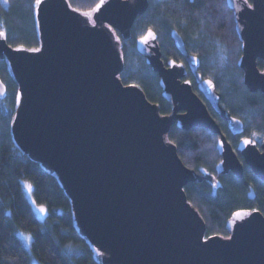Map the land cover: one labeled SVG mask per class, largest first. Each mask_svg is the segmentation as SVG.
I'll return each mask as SVG.
<instances>
[{"label": "water", "instance_id": "1", "mask_svg": "<svg viewBox=\"0 0 264 264\" xmlns=\"http://www.w3.org/2000/svg\"><path fill=\"white\" fill-rule=\"evenodd\" d=\"M226 1L242 41L237 63L243 81L264 95V68L258 65L259 59L264 64V0ZM149 2L98 0L90 15L68 0H41L35 8L39 51L10 45L1 30L0 59L19 89L13 138L57 174L80 233L103 264H264V208L238 209L227 224L230 236H207L206 220L185 186L207 179L218 187L221 181L186 165L168 134L173 124L206 127L219 135L218 174L242 177L245 163L263 181L264 139L258 145L243 136L234 148L207 103L233 134H243L245 123L222 105L215 81L203 76L200 56L176 28L171 36L185 61L164 60L153 28L136 38L137 50L160 76L170 112L161 113L138 84L120 77L123 40L131 38ZM6 91L0 77V98ZM255 195L251 187L250 198Z\"/></svg>", "mask_w": 264, "mask_h": 264}, {"label": "trees", "instance_id": "2", "mask_svg": "<svg viewBox=\"0 0 264 264\" xmlns=\"http://www.w3.org/2000/svg\"><path fill=\"white\" fill-rule=\"evenodd\" d=\"M0 0V31L14 47H40L35 14V0ZM80 11H92L98 0H68ZM148 28L159 35L163 58L183 60L175 46L171 30L176 28L186 40L191 53L201 58L203 76L215 81L222 94V105L245 123L243 134H233L225 119L208 107L234 148L243 136H250L258 145L264 139V95L251 92L243 81V70L238 66L242 41L236 30L233 10L226 0H150L147 11L133 26L132 36L123 40L122 55L125 68L120 74L125 84L136 83L149 100L160 106L161 113L171 111L170 103L162 95L160 76L136 48V38ZM121 38V34L116 31ZM261 69L263 61L258 60ZM0 77L7 86L0 98V264H32L31 254L18 233L32 234L33 254L42 264H103L96 248L77 227L70 196L59 177L40 162L32 159L16 144L12 120L18 106V85L6 59H0ZM194 89L197 88L194 75ZM219 135L206 127L181 129L173 124L168 139L173 141L183 161L197 172H214L221 185L210 180L191 181L185 186L188 200L198 209L207 223V236H230L228 221L241 208H264V181L244 163V174L232 171L218 174L216 165L222 156L217 149ZM24 181L31 182L33 197L47 209L40 218L28 198ZM251 187L255 198H250Z\"/></svg>", "mask_w": 264, "mask_h": 264}, {"label": "rangeland", "instance_id": "3", "mask_svg": "<svg viewBox=\"0 0 264 264\" xmlns=\"http://www.w3.org/2000/svg\"><path fill=\"white\" fill-rule=\"evenodd\" d=\"M1 1H2L5 5L8 4V1H7V0H1ZM87 13L91 15V14H92V11L87 12ZM118 37H119V36H118ZM119 38H120V37H119ZM26 184H30V185H31V187H32L31 192L28 191V189H27V187H26ZM24 187H25L26 194H27L28 198L30 199V201L32 202L33 207H34V209H35L37 215H38L40 218H44V217L46 216V214H47V209H46L44 206H42V205H38V204L36 203V201L34 200V197H33V186H32V184H31V182H29V181H24ZM40 207H43L46 211H45L44 213H40V212L38 211V208H40ZM18 235H19V237L21 238L22 242L24 243L25 247L28 249V251H29L30 254H31V262H32V264H42V263L37 259V257L33 254V251H32V238H33V237H32V234L20 231V232L18 233ZM24 236H30V237H31V240H30V241H29V240H25V239H24Z\"/></svg>", "mask_w": 264, "mask_h": 264}, {"label": "snow or ice", "instance_id": "4", "mask_svg": "<svg viewBox=\"0 0 264 264\" xmlns=\"http://www.w3.org/2000/svg\"><path fill=\"white\" fill-rule=\"evenodd\" d=\"M40 3H41V0H35V4L36 5H39ZM97 7H99V5H97ZM248 7H252V5L249 4ZM94 10L95 9H93V11ZM149 35H153V34L150 32ZM30 51H39V49H30ZM208 83L211 84V81H208ZM245 142L247 143L248 141H245ZM26 187H27L28 191L31 192V190H32L31 185L30 184H26ZM38 211L40 213H44L46 210L43 207H40V208H38ZM236 215H239V213H237ZM24 239L30 241L31 240V237L30 236H24Z\"/></svg>", "mask_w": 264, "mask_h": 264}, {"label": "flooded vegetation", "instance_id": "5", "mask_svg": "<svg viewBox=\"0 0 264 264\" xmlns=\"http://www.w3.org/2000/svg\"><path fill=\"white\" fill-rule=\"evenodd\" d=\"M188 78V77H187ZM192 80V79H191Z\"/></svg>", "mask_w": 264, "mask_h": 264}]
</instances>
